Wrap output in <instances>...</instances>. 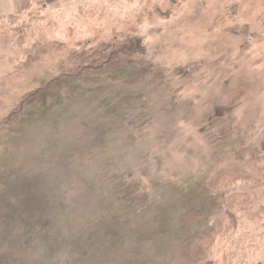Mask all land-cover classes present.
<instances>
[{
  "label": "rangeland",
  "instance_id": "rangeland-1",
  "mask_svg": "<svg viewBox=\"0 0 264 264\" xmlns=\"http://www.w3.org/2000/svg\"><path fill=\"white\" fill-rule=\"evenodd\" d=\"M0 2V19L22 13L21 6L19 12L7 13L13 0ZM149 2L153 0H32L30 16L22 17L28 34L17 23H0V87L5 86L9 73L23 65L30 46L38 41L75 48L115 39L113 51L120 52L141 24L155 18ZM188 4L180 13L183 17L193 14L196 19L185 24L181 32L171 37L153 32V43L163 47L153 63L166 70L168 78L182 66L180 76L188 79L171 76L165 87L140 85L113 90L141 93L148 103V121L142 127L138 124L110 132L100 147L103 156L93 162L86 164L84 149L105 127L99 129L103 114L100 102L84 85L73 82L54 100L25 111L12 126L2 122L13 107L4 99L0 105V264H78L62 240L70 235L69 226L78 227L85 218L91 226L106 225L104 192L109 176L100 173V164L106 167L108 161L113 163L109 173L114 176L132 171L128 185L136 186L142 195L150 193V200L167 194L163 201L167 208L198 183L209 184L239 147L247 156L258 152L259 147L245 138L240 139L245 140L241 145L234 140L221 141L228 130L215 127L213 121L218 116L233 118L240 112L245 120H253L255 115L248 109L264 100V42L256 40L264 37V33L260 36L264 32L260 22L264 20V0H192ZM226 8L229 17L225 16ZM213 23L216 29L208 30L214 28ZM224 26L234 27L230 29L235 32L247 29L251 36L242 42ZM198 53L206 63L215 64L212 67H220L222 79L206 82L210 71L200 63ZM58 59L54 53L26 77L13 79L21 91L11 94L6 89V98L12 95L18 99L24 89H36L50 80L59 69ZM84 171L88 181L77 179ZM36 190L37 194L33 193ZM169 213L173 216L174 211ZM214 219L216 214L210 221ZM161 223L158 233H165L167 239L166 232L171 233L167 226L172 223ZM244 225L241 222L238 228L242 233ZM238 236L235 231L219 240L205 264L220 262ZM161 240L153 237L151 243L158 245ZM152 252H146L144 258H127L126 264H146ZM253 261L264 262V235L251 264Z\"/></svg>",
  "mask_w": 264,
  "mask_h": 264
},
{
  "label": "trees",
  "instance_id": "trees-1",
  "mask_svg": "<svg viewBox=\"0 0 264 264\" xmlns=\"http://www.w3.org/2000/svg\"><path fill=\"white\" fill-rule=\"evenodd\" d=\"M191 1L149 2L148 5L154 7L155 11L152 10L155 18L141 24L138 31L134 32L132 38L118 53L113 51L115 39L102 41L96 46L86 47L89 44L87 43L85 46L79 45L75 48L57 42H35L27 51L23 65L19 64L14 72L9 73L4 79L5 86L0 87V105L3 104L4 99L13 103L10 113L2 121L3 124L14 125L25 111L36 107L42 101L54 100L73 82L81 86L86 85L83 86L86 92H91L95 96L94 99L100 102L103 114L99 129L105 127V130H98L99 135L93 142L91 141V146L84 149L83 155L87 156L86 164L103 156L100 147L105 143L110 132L121 127L132 129L138 124L142 127L148 121L149 115L148 103L143 100L141 93L134 91L127 94L116 91L112 93L113 90H118V87L136 89L140 85L148 88L165 87L169 84L168 81H171L169 79L171 76L188 79L180 76L182 66L175 69L168 78L170 74L153 63V60L160 56L163 48L160 44L153 43V32L155 30L157 33L164 32L169 37L181 32L185 24H190L196 19L193 14L183 17L184 15L180 13ZM20 6L21 14L0 19V23H17L21 30L28 34L29 27L22 21V17L30 14L32 0H20ZM225 11V16L229 17L230 10L226 8ZM260 22L264 25V20ZM193 24L195 30H198L197 24ZM211 26L214 28L207 29L214 31L216 25L213 23ZM230 28L232 34L239 35L242 42L251 36L248 35L247 29L235 32ZM261 33L264 32H260V36ZM261 39L256 40L264 42V37ZM230 52L232 54V51ZM54 53L59 56V69L50 80L36 89L26 91L24 89L18 99H15V96L13 98L12 95L6 98L8 91L11 94H18L21 91L13 79L16 81L21 76L26 77L31 69ZM198 55L200 63L210 71L205 81L209 83L213 79H222L219 74L220 67H212L215 64L209 61L206 63L199 53ZM212 57H215V54ZM247 78L249 80L248 76ZM6 89L7 92L4 91ZM262 89L264 92V85ZM261 101L256 104L257 108L254 106L248 109V113L255 115L253 120H245L240 112L233 118L218 116L213 121L215 127L222 126L228 130L221 141L234 140L236 144L241 145L245 140L240 139L245 138L259 147L258 152L247 156L248 152L239 147L240 151L231 152L232 160L209 180V184L198 183L186 196H181L175 204L167 205V208L166 202L163 203L168 199L167 194L150 200L152 196L150 193L142 195L136 186L128 185L127 180L134 174L132 171L128 170L114 176L113 173H109L113 163L108 161L106 167L100 164L98 167L100 173L109 176L108 187L104 192L107 196V210H105V215H108L107 223L104 228L99 224L91 226L85 218L78 227L69 226L67 230L70 235L62 240L68 245V253L76 257L78 264H126L127 258H144L148 251L153 252L152 256L147 258L146 264H205L219 240L226 239L238 231L236 242L232 241L224 251L221 261L213 264H251L253 257L260 251V238L264 235L263 98ZM238 134L242 136L237 137ZM104 168L106 169L103 172ZM86 171L79 173L77 179L88 181L85 178ZM153 186L159 187L155 183ZM33 193L37 194V190ZM169 210L174 211L173 216L170 215ZM215 214L217 219L210 221ZM161 222L172 223L170 227L167 226L171 228L170 234L169 231L166 232L167 239H164L165 233H158L161 231ZM241 222H245L243 233L238 230ZM42 224L47 223L42 221ZM153 237L157 239L159 237L164 241L155 245L151 243ZM156 247L159 251L155 253ZM252 264H264V262L253 261Z\"/></svg>",
  "mask_w": 264,
  "mask_h": 264
},
{
  "label": "crops",
  "instance_id": "crops-1",
  "mask_svg": "<svg viewBox=\"0 0 264 264\" xmlns=\"http://www.w3.org/2000/svg\"><path fill=\"white\" fill-rule=\"evenodd\" d=\"M13 3H14V5H13V8H12L11 12H7V13H17V12L20 11L19 0H13ZM0 4H1V2H0ZM3 16H6V14H4Z\"/></svg>",
  "mask_w": 264,
  "mask_h": 264
}]
</instances>
